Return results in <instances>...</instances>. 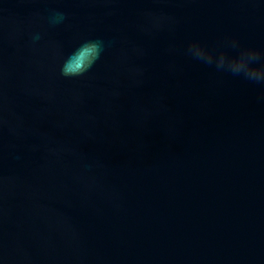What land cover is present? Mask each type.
Segmentation results:
<instances>
[{"label": "water", "instance_id": "obj_1", "mask_svg": "<svg viewBox=\"0 0 264 264\" xmlns=\"http://www.w3.org/2000/svg\"><path fill=\"white\" fill-rule=\"evenodd\" d=\"M193 42L264 62V0H0V264H264V85Z\"/></svg>", "mask_w": 264, "mask_h": 264}, {"label": "clouds", "instance_id": "obj_2", "mask_svg": "<svg viewBox=\"0 0 264 264\" xmlns=\"http://www.w3.org/2000/svg\"><path fill=\"white\" fill-rule=\"evenodd\" d=\"M167 18L154 17L149 15L148 24L151 28H159L165 23ZM66 20L64 13H53L49 18V23L53 26L61 24ZM146 31L148 29H145ZM33 42L40 39L39 34L32 37ZM233 48L238 47V42L231 41ZM105 50V42L100 39L86 40L67 59L63 61L60 67V75L64 78L84 77L101 58ZM139 51V50H137ZM188 54L195 60L206 65H214L218 71H227L234 76H243L244 79L264 85V62H261V53L255 49L245 48L239 51L238 56L230 57L225 52L219 54L211 52L198 42L189 44ZM259 63V66H256ZM130 74L137 84L142 83L139 79L143 76V71L139 68L130 69ZM8 121L0 113V127L6 125ZM9 131H14L9 128Z\"/></svg>", "mask_w": 264, "mask_h": 264}]
</instances>
